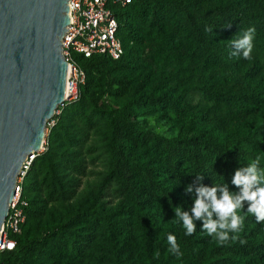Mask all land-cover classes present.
Here are the masks:
<instances>
[{"label":"trees","instance_id":"trees-1","mask_svg":"<svg viewBox=\"0 0 264 264\" xmlns=\"http://www.w3.org/2000/svg\"><path fill=\"white\" fill-rule=\"evenodd\" d=\"M124 51L79 53L84 81L78 96L58 106L46 134V149L34 154L21 180L25 220L11 233L13 248L0 250V264H68L70 252L82 255L94 246L104 264H264V222L239 210L244 217L236 239L220 244L196 221L194 234L185 235L177 207L189 211L194 193L185 187L202 175L205 186L227 183L231 191L235 170L259 160L264 149V0H131L114 8ZM255 28L251 59L232 55V40ZM145 43L158 76H132ZM201 59V63L198 62ZM174 61L187 84L167 86ZM237 75L251 88L225 87L221 79ZM199 94L197 126L166 136L139 126L134 107L182 110L188 93ZM123 103L108 106L111 97ZM245 131L240 143L229 133L237 124ZM99 128L109 153L107 171L75 197L86 167L70 149ZM117 201L108 205L106 196ZM170 220V224L165 221ZM174 235L180 255L172 253ZM246 241L241 243L240 241Z\"/></svg>","mask_w":264,"mask_h":264},{"label":"water","instance_id":"water-1","mask_svg":"<svg viewBox=\"0 0 264 264\" xmlns=\"http://www.w3.org/2000/svg\"><path fill=\"white\" fill-rule=\"evenodd\" d=\"M70 0H0V239L25 162L66 93Z\"/></svg>","mask_w":264,"mask_h":264},{"label":"rangeland","instance_id":"rangeland-1","mask_svg":"<svg viewBox=\"0 0 264 264\" xmlns=\"http://www.w3.org/2000/svg\"><path fill=\"white\" fill-rule=\"evenodd\" d=\"M117 7L119 8V5H114L115 9ZM149 49L150 44L145 43L141 58L136 63V68H134L130 73L132 76L140 74L146 75L148 78V84H150L152 80L158 76V67L148 59ZM79 55V52L73 53L75 61L78 63V65L81 66V59H79ZM198 62L201 63V59H198ZM163 65L165 66V69L170 72L169 77L166 79L167 86L172 87L177 81H179L183 85L188 83L185 75L178 72L174 61L166 60L163 62ZM221 82L225 87H232L235 89L252 87L251 85L246 84L235 74L232 75L230 80L227 81L225 79H221ZM124 97L125 96L108 98V101L105 102V104L108 106L121 105L123 103ZM188 97L191 104L189 107L182 110H154L148 106H132L131 109L135 112L134 118L137 120L140 127L149 128L157 133L166 136H174L178 133H184L185 131L197 126L198 124V120L197 118H195V110L197 104L200 101V96L198 93L190 91L188 93ZM69 98H72V96H70ZM57 112L58 110H56L55 113ZM55 121L56 119L50 120L49 125L46 126V134L48 133L50 126ZM255 125V121L250 122L247 127L235 124L232 127L229 136L233 140L244 143L243 136L245 131L253 130ZM44 149H46L45 140L43 143V147L39 151H42ZM70 149L76 151L78 155L83 158L86 167L85 174L80 175V184L76 189L75 195V197H77L81 193H83L91 184L100 183L102 181L107 171L109 153L103 146L99 128L90 129L87 138L82 141L79 140L77 145L71 146ZM254 150L258 153L259 158L264 161V149L256 147L254 148ZM29 163H26V167H24L23 169V174L25 173ZM106 198L108 199V205H112L117 201V198H114L112 195H108L106 196ZM165 223L170 224V220L165 221ZM65 260L68 262V264H104L97 259L94 246L88 247L82 255H76L73 252H70Z\"/></svg>","mask_w":264,"mask_h":264},{"label":"clouds","instance_id":"clouds-1","mask_svg":"<svg viewBox=\"0 0 264 264\" xmlns=\"http://www.w3.org/2000/svg\"><path fill=\"white\" fill-rule=\"evenodd\" d=\"M255 28L249 27L243 35L232 40V55H241L251 59ZM203 176L197 175L196 183H189L185 187L186 193H194V202L189 211L181 207L174 209L175 217L182 221L185 235L195 233L196 221H203L202 230L206 231L220 244L236 239L235 234L241 231L244 217L239 215V210L247 202V213L252 214L257 222H264V170L259 168V160L235 170L232 184L239 191H231L227 183L205 186ZM168 242L172 253L180 255V248L176 237L169 234ZM241 243L246 241L241 240Z\"/></svg>","mask_w":264,"mask_h":264},{"label":"built area","instance_id":"built-area-1","mask_svg":"<svg viewBox=\"0 0 264 264\" xmlns=\"http://www.w3.org/2000/svg\"><path fill=\"white\" fill-rule=\"evenodd\" d=\"M131 0H70L71 21L61 38L62 52L68 62L67 82L69 95L65 100L78 96V84L84 81L85 72L73 57L74 52L90 56L105 53L112 57L120 56L124 44L118 35L119 21L114 5H125ZM74 94V95H72ZM72 96V98H69ZM34 155V154H32ZM30 157L26 163L31 161ZM17 176V185L12 200L9 202L8 214L2 223L0 250L13 248L15 240L11 233L19 232L25 220V198L21 197V180L24 170ZM22 173V174H21Z\"/></svg>","mask_w":264,"mask_h":264},{"label":"bare ground","instance_id":"bare-ground-1","mask_svg":"<svg viewBox=\"0 0 264 264\" xmlns=\"http://www.w3.org/2000/svg\"><path fill=\"white\" fill-rule=\"evenodd\" d=\"M68 74H69V72H68V70H67V78H68ZM66 93H67V94L69 93L68 82H67V86H66ZM42 146H43V145H42Z\"/></svg>","mask_w":264,"mask_h":264}]
</instances>
